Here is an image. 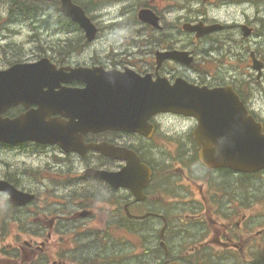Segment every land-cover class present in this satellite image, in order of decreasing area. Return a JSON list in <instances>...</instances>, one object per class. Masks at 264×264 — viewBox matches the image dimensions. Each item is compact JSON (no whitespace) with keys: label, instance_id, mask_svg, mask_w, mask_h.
Segmentation results:
<instances>
[{"label":"flooded vegetation","instance_id":"flooded-vegetation-1","mask_svg":"<svg viewBox=\"0 0 264 264\" xmlns=\"http://www.w3.org/2000/svg\"><path fill=\"white\" fill-rule=\"evenodd\" d=\"M139 6L143 8L138 9ZM128 10L133 11L127 20L132 24L134 36L129 29L128 34H123L122 30ZM141 10H148L150 18H141ZM179 10L186 13L181 17L170 13ZM106 21L111 24L110 33L102 28ZM179 21L184 26L188 24L189 28L204 22L220 25L221 29L201 38L195 31L183 32L184 27ZM166 25L174 30L167 29ZM244 25L250 29V37L244 35ZM98 26L99 36L109 37L107 48L81 49L83 35L75 37L71 33V39L63 49L49 50L53 62L58 66L102 67L119 73L129 69L141 75L167 76L171 80L181 75L209 88L227 86L222 71L230 67L239 78L244 73L251 81V90L249 82L242 80L229 84L240 94L264 134V66L261 72L253 68L255 49L259 57L260 52L264 53V0H111V14ZM172 49L187 50L193 57L192 63L185 66L167 59L160 63L158 53ZM229 54L232 56L228 59ZM194 122L192 119L191 123ZM117 132L120 131L111 130V138L123 136ZM85 137L92 142L100 141L97 133L91 132ZM189 148L198 156L203 148L193 133ZM185 149L184 144L175 146V151ZM73 154L64 153L57 145L48 146L45 155L55 160L67 155L74 163L67 168L49 163L40 174L42 178L36 181L49 192L69 187L87 193L93 205L88 202L82 209L87 210L92 223L98 225L81 231L94 234L79 248L81 256L92 257L99 264H111V207L113 219H126L128 208L133 215L144 216L141 220H128L130 225L160 233L164 227L163 208H171L164 191L160 199H154V206L128 200L126 195L113 189L111 183L85 175L93 168L117 170L115 162L111 163L110 159L106 165L99 163L102 156L92 152L78 158ZM185 160L176 154L172 161L175 170H180L186 177V180L174 183L176 190L185 192L174 193V196L184 193L188 196L185 201L178 202L168 227L167 239L172 240L169 248L175 261L181 264H264V210L260 209L264 205V169L244 175L231 168L203 166L202 176L190 177L188 173L195 167L188 158ZM45 180L50 183L46 184ZM17 182L25 187L24 178ZM97 195H102L103 204L95 200ZM249 203V214L245 215L244 206ZM120 230L129 234L126 228ZM181 230L183 237L177 240Z\"/></svg>","mask_w":264,"mask_h":264},{"label":"rangeland","instance_id":"rangeland-1","mask_svg":"<svg viewBox=\"0 0 264 264\" xmlns=\"http://www.w3.org/2000/svg\"><path fill=\"white\" fill-rule=\"evenodd\" d=\"M85 4L89 7V1L90 0H84ZM91 4V3H90ZM162 5V3H160ZM102 9L100 11H93L91 10L89 13V17L92 19L93 23L96 25V27L98 28L99 31V26L98 23L104 19V18H108V16L111 14V0H106L105 2L101 3ZM143 8L142 6H139L138 9ZM171 14H176L178 15V17H181V15H184L186 12L185 10H179V11H171ZM133 14L132 10H128V12L125 14L124 16V21L125 23L122 26V30H123V34H128L127 31L128 29L130 30V34L133 35L131 33L133 27L132 24L129 23V21L127 20L129 16H131ZM137 15V12H136ZM181 23V25L184 27V24L179 21ZM103 30L107 33L111 32V24H108V21L105 22V25L102 26ZM166 28L169 30H174L173 28L167 27ZM18 29V28H15ZM99 36V32L98 34H96L93 39H96ZM134 36V35H133ZM7 37L12 38L14 41H24L26 37H28L27 34L23 33L22 31H17L15 33H11L8 36H3L2 34H0V42L5 40ZM99 38V45L104 43L105 41V37L104 36H100ZM255 46V45H254ZM33 46H26L24 48L25 52L30 51V48ZM256 52V59H262L263 63L260 66H264V53L260 52V57L255 49ZM254 58V60H255ZM254 62V61H253ZM254 64V63H253ZM180 127H183L184 129H186L188 127V123L183 120V119H179V118H175V117H171L168 116L166 117L160 124V136L157 138L156 144L153 148V152L157 155L158 158L162 159V152H161V142H164L166 139H168V137H170L172 134H174V132L179 129ZM25 159H26V154H20V152H18L17 150H8L4 153L0 154V175H1V171H4L7 169V162H9V164L11 165H15L16 167H20V166H28V165H33L35 167H44L48 162H49V158L48 156L44 155V154H40L37 155L30 159H27V161L29 162V164H25ZM20 177H23L24 179H27L28 177H24L22 175H20ZM46 184H49L50 182L48 180H45ZM29 186L37 189L40 188L42 189V196H41V201L45 202L46 201V195L44 193V187L41 186L40 184H37V182L34 179H31L29 182ZM79 194L83 195V196H87L86 192H82L80 191ZM102 195H97L95 197V200L100 201V204H103L104 202L102 201ZM112 210L113 208L111 207V219H112ZM10 216V210H1L0 209V264H41V263H37L38 260H34V257H32L31 259H23L22 256H24L23 251L19 248L20 244H23L24 246H30L31 242L37 241V242H44L46 241V234L45 233H38V234H32L26 231H22L21 229H19L17 227L16 222L14 221H10L9 219ZM24 218H27V216L24 214L23 215ZM213 224V223H212ZM111 233L118 238H127L126 234L118 231V230H113L111 228ZM62 242V240H60L59 235H55L51 242ZM143 241V237L142 236H136V237H129V242L132 244H136V249L134 250L136 254H139L141 252V242ZM128 242H126V244H123V248L127 247ZM112 248V245H111ZM6 251L11 252L13 257L7 258L6 255ZM26 252L30 253V249L26 248ZM36 253V250L34 251ZM47 252V245L45 246V253ZM53 257H57L59 255V252H57L56 250L52 251Z\"/></svg>","mask_w":264,"mask_h":264},{"label":"water","instance_id":"water-1","mask_svg":"<svg viewBox=\"0 0 264 264\" xmlns=\"http://www.w3.org/2000/svg\"><path fill=\"white\" fill-rule=\"evenodd\" d=\"M29 96L26 94L25 89L17 91L11 98L12 102H27ZM35 103L39 106V110L32 111L30 113L32 120L34 122V126L38 129V131L33 132L31 135L28 134L25 137V140L31 139L36 140L41 143L49 142L52 134L57 133L59 135L65 136V142L74 147L78 146V137H77V128L74 125H69L67 127L62 126L58 127V123L56 122V126L46 125L45 118L50 114L52 109L60 110L62 112H68L69 107L61 100L50 94L49 92H45L44 94H40L35 98ZM178 104L176 105V107ZM203 116L205 119L203 120V127L207 128L211 124V120L216 117L215 112H203ZM10 129L13 137L16 135L18 130L11 123H4ZM231 149V146L229 147ZM118 178V177H117ZM12 193V191H10Z\"/></svg>","mask_w":264,"mask_h":264}]
</instances>
